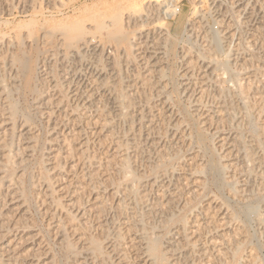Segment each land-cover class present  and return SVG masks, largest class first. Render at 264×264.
Instances as JSON below:
<instances>
[{"label":"rangeland","instance_id":"rangeland-1","mask_svg":"<svg viewBox=\"0 0 264 264\" xmlns=\"http://www.w3.org/2000/svg\"><path fill=\"white\" fill-rule=\"evenodd\" d=\"M148 1H152V3L156 5V7H154L155 9H160L159 6L162 5V1L160 0L156 3L155 0H141L140 4H138L140 0H0V59L2 58L3 61H6L5 63L2 61V59L0 60V66H2L0 67V81H2L0 83V184L3 183L2 189L0 188V251L3 250L4 246L7 243L12 245L13 247L16 246L18 250L16 249L15 251L18 254V259L22 260L19 261L17 259L15 262L13 261L14 263L12 262L13 264H22V262L23 264H112L113 262V264H147L148 261L143 259V256H137V253L140 252L141 247L137 244L139 246V250L134 251L133 248L129 247V245L130 242H133V239L134 241H137V239H139L137 233L140 234L141 231H147L146 228H149V226L152 229L149 228L147 232H157L156 235L158 239L159 237L162 238H160L159 243L161 246L166 248V250L175 244L173 246L175 249L172 247L168 250H171L170 254L173 255L172 256L169 254L172 257H170L169 260L172 261L171 263H169V261L168 264H264V177L261 176V174L264 176V162H262V160L259 161L261 165L257 162L261 159L259 158V156L261 155V151H263L261 150V148H263L264 146V0H178L177 5L180 7V10L176 12V15L165 20L157 19V16L154 17L155 14L146 16L143 12L140 13V10L143 9V4ZM114 6L120 7V11L122 13V27L124 26L123 29L126 28L125 30H128V40L131 39L129 40L131 43H128V45H126V51L129 55H127L126 59L123 53L125 46H123V48H121L122 46L118 47L114 42L112 43L111 41L110 43V41H108L107 39H103V36L101 45L102 47L98 45V43H95L97 47L93 43L85 45L84 47L81 46L77 53L70 55L64 60L60 55L61 53L58 49L56 43L57 41H55L54 39L55 37H51L50 39L47 38L49 43L45 40V38V41H43V35H41V33L43 32V30H45L46 25H52L56 21L59 22L65 17V19L68 20H70L71 18L78 19L79 16H83L85 14L84 12H87L86 14H88V12H104V10L110 9ZM134 9H137L136 12L139 11L138 14H136L135 12L132 13V15L135 14V17L137 18L135 19L133 15V19L135 20L128 17L130 12H132ZM140 14H142V16H140ZM136 21L139 22H137V26L135 23ZM166 28L168 29V34L165 31ZM213 30L218 31L220 40V47L218 49L210 47L212 46V44L210 42V35L208 36V32L210 34V32H212ZM93 33L96 35L100 34V32L92 28L91 34ZM163 33L165 34V37ZM18 34H22L18 38L20 41L23 40L24 42L21 41L17 46L12 45L11 47V44L15 42V39H17V37L15 36H18ZM205 34L207 37L205 36ZM22 37L25 39H23ZM41 41L46 42V45H44L43 42L41 43ZM7 43L8 47H6ZM131 44H133L134 46ZM43 46H45V48ZM41 47L44 49L43 51ZM117 47L120 50L117 49ZM91 48H93L94 50ZM13 49L16 50L13 51ZM47 50L48 52H46V55L48 56L43 59L44 61L41 60V64L40 62L36 64V66L38 67H36V73L32 80L25 79V69H23L22 67H18V69H16L17 73L10 70L8 67L9 65L7 64V57L9 56V54V57L15 56V54L17 55V52L18 54H26L30 56L32 55L37 63L39 57H41V54ZM200 52H203L204 56L202 53L200 54ZM205 53L209 54H207L206 56ZM3 55H5V57H2ZM36 55L37 57H35ZM95 55H97L99 58ZM225 60L229 64V69H223L217 62ZM5 64L6 67L4 66ZM99 80H104V82L102 81V83ZM13 81L15 85L12 84ZM16 82H18V86H16ZM1 84H4V86ZM106 85L108 86L106 87ZM109 86L111 88H109ZM115 86H118V89ZM241 86L242 91L238 92L241 90ZM116 89L120 94L126 95L127 93L126 96H128V98L130 99H128L129 101L126 100L127 102H124L122 106H119L115 101H112V95H117V92L115 91ZM245 89H247L248 91ZM5 90H8L10 92H5ZM7 93L10 95V97L7 95ZM3 96H6L8 98H3ZM9 101L12 104L14 102V114H10L9 112ZM104 110L105 113H103ZM248 110L250 111L249 116L253 113V117L251 119L250 117L248 119V116L244 113ZM8 113L10 115H7ZM100 113L104 114V116L107 113L108 116L105 117L107 119L100 115ZM98 114L99 116H97ZM243 114L246 115L247 118H244L245 116ZM82 116L83 118H81ZM11 118L13 120L9 121ZM210 118L216 123H211ZM220 119L221 121H218ZM247 119L249 120V122ZM208 120H210L209 123L211 124L208 123ZM95 121H97L96 123L98 124V126L96 123L94 126ZM99 121L104 122H101V124L99 125ZM11 124L12 127H10ZM103 124L105 125V129L102 128L101 130L100 128ZM107 124L109 127H107ZM110 124L112 125V127ZM251 124L253 126L255 124V128L258 131L263 128L260 130V132H258V137L257 135L253 136V134L251 133L249 129ZM99 126L100 132L98 130ZM96 130H98V134ZM101 132L104 135H106L105 133H107V135L104 136ZM78 133H82L83 136ZM88 133L90 134V136H88ZM138 133H140L138 135L139 137H137ZM66 134H69V136L71 135L73 137H69ZM76 134H78V136ZM75 135L76 138L74 137ZM133 135L136 137H134ZM79 136H81V138ZM235 136H239L240 138L236 137V139ZM260 136L262 139L260 138ZM61 137L63 140L61 139ZM98 137H101L100 140L98 139ZM255 137L256 141L258 140L259 142H261L260 146H258L259 144H256V141L254 140ZM84 138H86V141H84ZM109 138H111V140ZM75 139L77 140V142ZM131 139H134L137 142H135L134 140V142H132ZM80 140L82 141V143L83 141L85 143L82 144ZM116 140L117 142H115ZM61 141H63V143H60ZM96 141H100V145ZM221 141L223 143H221ZM28 143L31 144V147L27 146L29 145ZM78 143H80L81 145L79 146ZM137 143L139 144V146ZM238 143H241L239 144V146L242 148L245 147L246 149V146H248V148L250 147L252 157L254 155L253 159H256L257 157L259 158H257L256 160L257 163H252V161H255L252 159V157L250 159V162L244 156L245 150L244 148H240L238 146ZM120 144L121 146H124L120 147ZM242 144L243 146H241ZM254 144L257 147L256 150V147H253ZM85 146L88 147V151L86 149L87 147ZM22 147H25V149H23ZM56 147L57 149H55ZM126 147L129 150H126L127 157L130 155L128 157L129 159H127L128 162L130 161V170L134 168L132 170V172L134 171L132 174L135 175L134 177L136 183L134 186L135 192L138 194H136L135 192H129L128 190L127 193H129L127 194L125 193L126 189L125 191L122 190L125 187L122 184V175L117 169L118 163L116 162L118 161V159L123 157L121 155H123V150ZM160 147L161 150L159 151ZM61 148L63 149L62 151ZM69 149H71L72 157L67 154V150L69 151ZM137 149L138 151L140 150L139 153H137ZM163 149H165V151H162ZM80 151L81 156L88 155L86 156L87 160L92 155L95 156H92L93 159L90 158L91 161L88 160L90 161L89 165H81V156H75ZM228 151H230V153ZM74 152L77 153L75 154ZM118 152H120V154ZM117 153L118 157H121L118 158ZM155 153L156 155H154ZM160 153H162V159H160ZM255 154H257V156ZM5 155L7 156V159ZM53 155H55L56 157ZM52 156L54 157V159L57 158L56 162L59 165L57 163H54L55 161L52 160ZM108 156L112 157V159L114 157V160L110 161L109 159L111 158H109ZM62 157L65 159H63ZM218 159L220 160V162ZM75 160L77 163L75 162ZM160 160L161 162H159ZM247 160L249 162H247ZM158 162L161 164H159ZM218 162L220 164H218ZM221 162L224 163L223 165L226 167H224V170L220 171L217 168L219 165H222ZM201 163L205 165L203 166ZM149 164H151L152 166ZM249 164H252L251 167ZM110 165L113 167H111ZM86 166H88V168ZM149 166L152 168V170ZM199 166H203L201 167L202 169L198 168ZM101 167L104 168L102 169ZM142 167H145L146 169L148 168L149 170L147 169L146 172L145 168L143 169ZM167 167H170V170ZM71 168L74 169V171L71 170ZM116 169L117 171H115ZM164 169L166 170L164 171ZM138 170L140 171V174L142 173L141 175L138 174ZM167 170H169L171 174ZM159 172H161L162 174ZM82 174H85V176L83 177ZM106 175H108L109 180L106 178ZM97 180L98 182L96 183L95 181ZM42 181H46V183H43ZM114 181H116L117 183H115ZM119 183L120 185L118 186ZM176 184H178V186ZM51 185L54 187L51 188ZM64 185H66V187L68 185V190H72L74 192L71 198L75 201L78 200L81 203V206H83V208H86L87 214L85 213L83 215V218L79 217V215L76 214L77 212L74 208H69V205L73 200H71L70 195H67V193L66 195H64V190H62L63 188L61 189V187ZM107 185L108 187L104 188V186ZM121 185L123 186V188ZM45 186L48 187L44 189ZM137 187L139 188L137 189ZM53 188L56 189L53 190ZM78 188L81 189L78 190ZM93 188H95V190ZM47 189L51 192L48 193ZM59 190L61 192H59ZM45 191L46 193L44 194ZM175 191L180 196L177 195V193L174 194ZM52 192L54 193L52 194ZM112 192L113 195H111ZM119 192H121L122 194ZM172 192L174 193L172 194ZM15 193L17 195H15ZM131 193L133 194V196H131ZM97 194L98 196H96ZM139 194H143V196L145 197L147 196V199H145V197L143 198V196L139 197ZM168 194L170 195L168 196ZM49 196L53 197L50 198ZM65 196L67 197V199ZM137 196L139 198H137ZM96 197H98L99 201H102L104 199V201L107 200L106 204L110 205L111 207H115L117 204L120 205L123 203L120 206L122 208H125L126 210L122 209V212L119 213L121 215L120 216L119 214L114 215V211L110 209L108 210V212L103 213V216H98V218H96V220L94 221L95 217H97L96 215L98 214L96 212L94 213V209H91L90 211L88 209L91 208L89 207V205L92 204V201H94L92 199L97 200ZM134 197L136 198L133 199L134 201H132L131 199ZM167 197H170L172 199V202L170 201L168 212L165 210L167 214H163L165 212L162 211L160 213L159 210L161 211V208L165 203V199ZM174 198L176 199V201L178 199V203H173ZM42 199H44L45 202ZM88 199L91 200V202ZM116 199L118 200V202L116 201ZM136 199L143 201V204L139 201V203H137ZM47 201L48 203H46ZM54 201L58 203H54L53 205ZM121 201H124L125 203ZM154 202H156L155 205L156 207L158 206L159 209L157 207V210L155 212H147L148 205L150 204L151 206H154ZM157 202L161 204L157 205ZM162 202L164 203L162 204ZM138 204H140V206ZM255 204V212H245V209L248 205L255 206ZM62 205L65 207H63ZM141 205H144L145 207H142ZM53 207L54 210L52 209ZM130 208L134 209L131 210ZM149 208L151 207L149 206ZM133 210H135V215L137 217L134 215ZM53 211L54 214L57 215V217L53 215ZM110 211L113 212L111 213ZM136 211H139L141 214L143 213L142 220L145 221H141V218L138 217L140 213ZM226 211L228 212L226 213ZM20 212L24 214V216L21 215ZM92 212L96 214L95 217H93L94 214ZM130 213L136 217L137 221L134 220L135 217ZM137 213L139 214L137 215ZM231 213L234 215L233 218H230ZM144 214L147 216H145ZM226 214L229 215L227 216ZM51 215H53V218H51ZM113 215L116 218L112 217ZM162 215H164L163 217L165 218L169 215H172L175 221H173V223H168L169 226H167L168 224L163 226L164 223L162 220ZM178 215H180L181 218ZM20 216L22 218L25 217V221ZM148 216H151L152 218L150 219ZM158 216L160 217L159 220ZM125 217L130 218L131 220L126 219ZM19 218H21V220ZM8 219L10 221H8ZM124 219L126 220L123 222ZM132 219L134 220V222ZM177 219H180L181 221L186 220L184 230H182L180 226V220L178 221ZM99 220H102L103 222L102 227L99 225ZM223 220H226L227 222H222ZM158 221L163 224L160 223L161 225H158ZM208 221H210L211 224L213 223L215 226L213 224L211 225L210 223L208 224ZM213 221L217 222L214 223ZM218 221L220 223L219 225ZM63 222L65 223V225L63 224ZM135 222L136 224H138L136 225ZM129 223L131 226L128 225ZM60 224L63 225V228L61 231L59 230V228H57L59 230V232L57 231V234L55 232V228ZM87 224L89 228H87ZM104 224L105 226H108V230L104 229L106 228ZM116 224H119L118 227ZM142 224L147 225H145V229L141 226ZM114 225L117 228L114 227ZM206 225L207 228L211 227L210 229L212 231L209 228L208 230L206 228ZM125 226H129V228L131 227L130 230H126L128 229V227ZM137 226H139V228ZM204 226L206 229H204ZM74 227H77L76 230L78 231L74 230ZM80 227H83V229H81ZM100 227L104 231L101 230ZM141 227L143 229H141ZM200 227L202 229H200ZM192 228H194V230ZM212 228H214V230ZM133 229L135 232L133 231ZM159 229L163 230L161 231ZM165 229H167V234H165ZM82 230H84V232ZM114 230H118V232L116 231V233ZM123 230H125L126 233H124ZM136 230H139L140 232H137ZM158 230L160 233L158 232ZM196 230L200 231L197 232ZM102 231L103 234L106 233L105 236L102 235ZM127 231H129L128 235H133L134 237L132 236L131 238L129 236V238L127 235ZM192 231L195 232L194 235L191 234L193 233ZM62 232H64V235H61ZM68 232L69 234H67ZM110 233L115 234L112 235ZM133 233L136 235H134ZM117 234H122L120 235V237H122L118 238L121 244L120 248H126L127 246V250H121L125 253L124 257L123 253L118 249L110 251V248H104V252H107V256L103 252L104 254H101L102 256H98L99 260L97 258H91V256H88L87 253L88 244H84L83 241H81V238L83 239V235H85V238L89 237L97 239L101 243H104L106 241H110L109 243H115V240L113 239L117 237ZM86 235L89 236L86 237ZM164 235H166V237ZM196 235L199 237L198 241H195L198 238ZM77 236H81L80 241L76 240L79 238H76ZM100 236H102L103 238ZM181 236L183 237V240ZM168 239L171 242L168 241ZM191 239L194 240V242H190ZM64 240H68V242H70L71 244L73 243V248H68ZM242 240L243 242H241ZM123 242L124 244H122ZM77 244H80V246ZM179 244H182L183 247ZM233 245L236 247H234ZM78 247L79 249H81L79 250ZM188 247L189 251L192 249L190 252H188ZM204 247L206 249H204ZM234 248L236 250H234ZM84 249L86 250L84 251ZM35 250L36 252H40H37V255H39L36 256V253H34L35 255L33 254V256L30 255ZM194 250L195 252H193ZM217 250H219L220 252H218ZM3 251L0 252V264L2 261V264H4V262L5 264H10L12 260L9 259V257L5 254V251L4 253ZM116 251H120L122 255ZM108 252H110V254H108ZM75 253L77 257L75 256ZM113 253L116 257L113 256ZM134 253L139 258L133 257L132 255H134ZM216 253L219 254L217 255ZM126 254L129 255V258ZM4 256H7L8 258H4ZM21 256H23V258ZM49 256L51 257V259ZM119 256H121L122 258H120ZM216 256H218V258H216ZM2 258H4V260ZM89 258H91L92 260H90ZM234 258L236 259V261H234ZM118 259H121V261H119ZM80 260L84 262L81 263ZM107 260L113 262L111 263ZM116 260H118V262ZM7 261L9 263H7Z\"/></svg>","mask_w":264,"mask_h":264},{"label":"bare ground","instance_id":"bare-ground-1","mask_svg":"<svg viewBox=\"0 0 264 264\" xmlns=\"http://www.w3.org/2000/svg\"><path fill=\"white\" fill-rule=\"evenodd\" d=\"M159 0H155V3L156 2H158ZM160 1H162V5L161 6H159V8L160 9H155L154 7H156V5L155 4H153L152 3V1L150 2V1H148V2H146V3H144L143 4V9L142 10H140V13L141 12H143L146 16L147 15H150V14H155L154 15V17H156L157 16V19H163V20H165V19H168V18H170V17H172V16H174V15H176V12L177 11H179L180 10V7L177 5V1L178 0H160ZM141 3V0H140V2H138V4H140ZM94 10H95V8H94ZM139 10V9H138ZM137 11V9H134L132 12H130V14L128 15V17L130 18V19H133L134 17H135V14H133L134 15V17H133V15H132V13H136V14H138V12H136ZM91 12V11H90ZM85 14L83 15V16H79V18L77 19H70V20H68V19H61V21H59V22H55V23H53L52 25H46V27H45V30H43V32L41 33V35H43V41H47L48 43H49V41H48V39H50L51 37H55L54 39H55V41H57L56 43H57V46H58V49H59V51H60V55H61V57H62V59L64 60V59H66V58H68L70 55H72V54H74V53H77L78 52V50L80 49V47L81 46H85V45H88V44H91V43H93L94 45H95V43H98V45H102V36H103V39L105 38V40L107 39L108 41H110V43H111V41H112V43L114 42L115 43V45H117L118 47L119 46H122L121 48H123V46H125L124 48V55H125V59L127 58V55H128V53H127V49H126V45H128V43H131L129 40H131V39H129L128 40V34H127V31L128 30H125L126 28H124L123 29V27H122V22H121V16H122V13H121V11H120V7H118V6H114V7H112V8H110V9H106V10H104V12H92V13H89L88 12V14H86L87 12H84ZM102 15H105V16H102ZM78 16V15H77ZM132 16V17H131ZM138 16V15H137ZM140 16H142V14H140ZM144 17V16H143ZM153 17V16H152ZM73 18H75V17H73ZM106 18V19H105ZM150 18V17H149ZM262 18V17H261ZM135 19H137L136 17H135ZM135 19H133V20H135ZM58 20V19H57ZM144 20V19H143ZM263 20H264V18H263ZM262 20V21H263ZM138 21H136L135 23H136V26H137V24L139 23H137ZM140 22H143V21H140ZM146 22V21H145ZM141 24V23H140ZM139 24V25H140ZM143 25V24H142ZM162 27V26H161ZM44 28V27H43ZM94 29V30H97L98 32H100V34L99 35H96V34H91V29ZM262 29V28H261ZM162 30V29H161ZM165 30V29H164ZM163 30V31H164ZM166 33L168 34L169 32H168V29L166 28ZM211 31V30H210ZM129 33V32H128ZM165 33V32H164ZM163 33V34H164ZM130 34V33H129ZM159 34V33H158ZM22 35V34H21ZM21 35H19L18 34V36H15V37H17V39H15V42L14 43H12L11 44V47H12V45L13 46H17L18 44H19V42H21V41H23V40H19V38L18 37H20ZM135 35V34H134ZM210 35V36H209ZM137 36V35H136ZM161 36V35H160ZM163 36V35H162ZM167 36V35H166ZM205 36H206V34H205ZM208 36H209V39H210V42H211V44H212V46H210V47H214V49L215 48H219L220 47V40H219V35H218V31H212V32H210V34H209V32H208ZM130 37V36H129ZM164 37H165V34H164ZM207 37V36H206ZM23 38V37H22ZM44 38H45V40H44ZM48 38V39H47ZM131 38V37H130ZM132 38H134V37H132ZM137 38V37H136ZM168 38V37H167ZM23 39H25V38H23ZM41 39H42V37H41ZM40 39V40H41ZM138 39H139V37H138ZM161 39V38H160ZM162 39H164V38H162ZM135 40V39H134ZM166 40V39H165ZM164 40V41H165ZM3 41V40H2ZM13 41V40H12ZM43 41H41V43L43 42ZM24 42V41H23ZM105 42V41H104ZM142 42V41H141ZM3 43V42H2ZM9 43V42H8ZM8 43L6 44V47H8L7 45H8ZM10 43H11V40H10ZM46 42H43V44L44 45H46L45 44ZM133 43V42H132ZM144 43V42H143ZM108 44V43H107ZM145 44V43H144ZM208 44V43H207ZM93 45V46H94ZM131 45H133V44H131ZM140 45V44H139ZM138 45V46H139ZM143 45V44H142ZM96 47H97V45H95ZM134 46V45H133ZM141 46V45H140ZM44 48H45V46H43ZM49 47V46H48ZM102 47V46H101ZM117 47V49H119ZM131 47V46H130ZM205 47V46H204ZM208 47V46H207ZM26 48V47H25ZM93 48H95V47H93ZM93 48H91V49H93ZM114 48V47H113ZM16 49H17V47H16ZM16 49H13V51L14 50H16ZM22 49V48H21ZM24 49V48H23ZM41 49H42V51L44 50L42 47H41ZM47 49V48H46ZM139 49V48H138ZM188 49V48H187ZM212 49V48H211ZM222 49V48H221ZM20 50V49H19ZM26 50V49H25ZM53 50V49H52ZM94 50V49H93ZM120 50V49H119ZM41 51V50H40ZM199 51V50H198ZM208 51V50H207ZM217 51V50H216ZM6 52V51H5ZM10 52V51H9ZM26 52V51H25ZM30 52V51H29ZM46 52H48V50L47 51H45V52H43L42 54H41V57H39V59H38V62L36 63V60H34V58L32 57V55L30 56V55H24V54H18V52H17V55L15 54V56H11V57H9L10 56V54H9V56L7 57L8 58V61H7V64L9 65L8 67H9V69L10 70H12V71H14V72H16V69H18V67H22L23 69H25L24 71H25V79L26 80H32V78H34V76H35V73H36V67H38V66H36V64H38L39 62H40V64L42 63V61L41 60H43V59H45L46 58V56H48V55H46L47 53ZM52 52V51H51ZM51 52H49V53H51ZM82 52H84V51H82ZM86 52V51H85ZM119 52V51H118ZM129 52V51H128ZM211 52V51H210ZM13 53V52H12ZM11 53V54H12ZM21 53V52H20ZM24 53V52H23ZM98 53V52H97ZM120 53V52H119ZM203 54V52H200V54ZM5 54V53H4ZM14 54V53H13ZM27 54H28V52H27ZM29 54H31V53H29ZM206 54V56H207V54H209V53H205ZM211 54V53H210ZM7 55V54H6ZM114 55H115V53H114ZM1 56V55H0ZM51 56V55H50ZM95 56H97V55H95ZM129 56V55H128ZM136 56V55H135ZM139 56V55H138ZM203 56H204V54H203ZM209 56V55H208ZM2 57H5V55H3ZM35 57H37V55L35 56ZM98 57V56H97ZM116 57V56H115ZM151 57V56H150ZM99 58V57H98ZM97 58V59H98ZM117 58V57H116ZM119 58V57H118ZM142 58V57H141ZM159 58V57H158ZM203 58V57H202ZM210 58V57H209ZM208 58V59H209ZM2 59V58H1ZM0 59V60H1ZM37 59V58H36ZM96 59V60H97ZM113 59V58H112ZM114 60V59H113ZM117 60V59H116ZM115 60V61H116ZM217 60V59H216ZM2 61H3V59H2ZM44 61V60H43ZM81 61V60H80ZM119 61V60H118ZM154 61H155V59H154ZM211 61V60H210ZM3 62H5L6 63V61H3ZM62 62V61H61ZM113 62V61H112ZM140 62V61H139ZM218 62V64L223 68V69H229L230 67H229V64H228V62L225 60V61H217ZM63 63V62H62ZM97 63V62H96ZM121 63V62H120ZM144 63V62H143ZM154 63V62H153ZM156 63V62H155ZM188 63H190V62H188ZM216 63V62H215ZM244 63V62H243ZM1 64H3V63H1ZM66 64V63H65ZM97 65V64H96ZM117 65V64H116ZM143 65V64H142ZM146 65H147V63H146ZM5 67H6V64L4 65ZM4 66H3V68H4ZM95 66V65H94ZM98 66V65H97ZM189 66V65H188ZM192 66V65H191ZM0 67H2V66H0ZM45 67V66H44ZM193 67V66H192ZM14 68V69H13ZM205 68V67H204ZM203 68V69H204ZM43 69V68H42ZM155 69H157V68H155ZM7 70H8V68H7ZM99 70V69H98ZM119 70V69H118ZM117 70V71H118ZM239 70V69H238ZM1 71V70H0ZM23 71V72H24ZM142 71V70H141ZM150 71V70H149ZM240 71V70H239ZM5 72V71H4ZM7 72V71H6ZM13 72V73H14ZM21 72V71H20ZM208 72V71H207ZM2 73H3V70H2ZM17 73V72H16ZM15 73V74H16ZM22 73V72H21ZM149 73V72H148ZM159 73V72H158ZM24 75V74H23ZM38 75V74H37ZM19 76V75H18ZM40 76V75H39ZM139 76V75H138ZM234 76V75H233ZM15 77V76H14ZM96 77V76H95ZM3 78V77H2ZM35 78H37V77H35ZM40 78V77H39ZM105 78V77H104ZM16 79V78H15ZM18 79V78H17ZM24 79V80H25ZM98 79V78H97ZM100 79V78H99ZM146 79V78H145ZM150 79V78H149ZM20 80V79H19ZM18 80V81H19ZM22 80V79H21ZM101 80V79H100ZM99 80V81H100ZM105 80V79H104ZM104 80H102L103 82H104ZM147 80V79H146ZM145 80V81H146ZM238 80V79H237ZM241 80V79H240ZM102 81H100V82H102ZM150 81V80H149ZM2 81H0V83H1ZM20 82V81H19ZM30 82V81H29ZM44 82H45V80H44ZM102 82V83H103ZM18 82H16V84H17ZM24 83V82H23ZM23 83H22V85H23ZM33 83H34V81H33ZM36 83V82H35ZM107 83V82H106ZM115 83V82H114ZM222 83V82H221ZM12 84H14V81H13V83ZM37 84V83H36ZM44 84V83H43ZM1 85H3L4 86V84H1ZM15 85V84H14ZM19 84H17L16 86H18ZM21 85V86H22ZM55 85H56V83H55ZM98 85H100V84H98ZM105 85V84H104ZM110 85V84H109ZM116 85V84H115ZM117 85H119V84H117ZM237 85V84H236ZM2 86V87H3ZM33 86H34V84H33ZM108 85H106V87H107ZM24 87V86H23ZM116 87V86H115ZM118 87V86H117ZM116 87V88H117ZM109 88H111L110 86H109ZM245 88H247V87H245ZM5 89H8V88H5ZM19 89V88H18ZM22 89V88H21ZM34 89V88H33ZM115 89V88H114ZM118 89V88H117ZM117 89L115 90L116 92H117ZM238 89V88H237ZM249 89V88H248ZM240 90V89H239ZM245 90H247V89H245ZM8 91V90H7ZM6 90H5V92H7ZM19 91V90H18ZM33 91H35V90H33ZM115 91H113V92H115ZM242 91V86H241V90L240 91H238V92H241ZM248 91V90H247ZM8 92H10V91H8ZM32 92V91H31ZM91 92V91H90ZM22 93V92H21ZM36 93V92H35ZM122 93H123V91H122ZM39 94V93H38ZM133 94V93H132ZM237 94V93H236ZM243 94V93H242ZM6 95V94H5ZM7 95L10 97V95L7 93ZM111 95V94H110ZM109 95V96H110ZM126 95H127V93H126ZM126 95H124V94H120V93H118L117 92V95L115 94L114 96L112 95V98H113V100L112 101H115L119 106H122V104L124 103V102H127V101H129L130 99L128 98V96H126ZM35 96H36V94H35ZM91 96H92V94H91ZM8 98V97H6V96H3V98ZM39 97H41V96H39ZM38 97V98H39ZM90 97V96H89ZM248 97V96H247ZM36 98H37V96H36ZM111 98V99H112ZM199 98V97H198ZM40 99V98H39ZM129 99V100H128ZM132 99V98H131ZM251 99V98H250ZM5 100V99H4ZM7 100V99H6ZM9 100H10V98H9ZM54 100V99H53ZM90 100V99H89ZM127 100V101H126ZM198 101V100H197ZM49 102V101H48ZM90 102V101H89ZM88 102V103H89ZM92 102V101H91ZM114 102V103H115ZM40 103V102H39ZM55 103V102H54ZM7 104V103H6ZM9 104V105H8ZM7 105H8V109H9V112H10V114H14L15 113V107H14V102H13V104L9 101V103H8ZM56 104V103H55ZM117 105V106H118ZM247 105V104H246ZM253 105H255V104H253ZM118 106V107H119ZM4 107V106H3ZM248 107V106H247ZM247 107H246V109H247ZM5 108V107H4ZM123 108V107H122ZM240 108V107H239ZM51 109V108H50ZM63 110V109H62ZM99 110V109H98ZM100 111H101V108H100ZM99 111V112H100ZM69 112H70V110H69ZM73 112H74V110H73ZM98 112V113H99ZM146 112V111H145ZM219 112V111H218ZM223 112V111H222ZM222 112H221V114H222ZM249 110L247 111V112H244L247 116H248V119H249V117H250V119L253 117L252 116V114H250V116H249ZM68 113V112H67ZM103 113H105V110L103 111ZM125 113V112H124ZM162 113V112H161ZM9 113L7 114V115H10ZM17 114V113H16ZM81 114V113H80ZM117 114V113H116ZM128 114V113H127ZM195 114V113H194ZM204 114V113H203ZM213 114V113H212ZM220 114V115H221ZM237 114H239V113H237ZM258 114V113H257ZM57 115V114H56ZM59 115V114H58ZM84 115V114H83ZM100 115H102L104 118L105 117H107L108 115H107V113H106V115L104 116V114H101L100 113ZM134 115V114H133ZM225 115V114H224ZM223 115V116H224ZM234 115V114H233ZM244 115V114H243ZM246 115H244L245 117L244 118H247V116ZM86 116V115H85ZM97 116H99V114L97 115ZM125 116V115H124ZM4 117V116H3ZM9 117V116H8ZM101 117V116H100ZM122 117V116H121ZM210 117V116H209ZM212 117V116H211ZM215 117V116H214ZM213 117V118H214ZM218 117H220V116H218ZM227 117V116H226ZM51 118V117H50ZM81 118H83V116L81 117ZM104 118H103V120H104ZM128 118V117H127ZM7 119V118H6ZM105 119H107V118H105ZM181 119V118H180ZM206 119H209V118H206ZM211 119V118H210ZM215 119V118H214ZM222 119V118H221ZM221 119L220 120H218V121H221ZM226 119V118H225ZM233 119V118H232ZM247 119V120H248ZM8 120V119H7ZM13 119L11 118L9 121H12ZM72 120V119H71ZM70 120V121H71ZM84 120V119H83ZM204 120V119H203ZM254 120V119H253ZM24 121V120H23ZM105 121H108V120H105ZM166 121V120H165ZM178 121V120H177ZM207 121V120H206ZM209 121L210 120H208V123H209ZM237 121V120H236ZM97 121H95L94 122V126H95V123H96ZM100 122V121H99ZM102 123L104 122V121H101ZM101 122L99 123V125L101 124ZM112 122V121H111ZM115 122V121H114ZM151 122V121H150ZM212 122H215V121H212V119H211V123ZM248 122H249V120H248ZM24 123H26V122H24ZM109 123V122H108ZM201 123V122H200ZM211 123H209V124H211ZM216 123V122H215ZM251 123V122H250ZM13 124V123H12ZM12 124H11V126L10 127H12ZM22 124V123H21ZM57 124V123H56ZM97 124V123H96ZM173 124V123H172ZM206 124V123H205ZM256 124V123H255ZM255 124H254V126L251 124L250 125V131H251V133L253 134V136H256L257 135V137H258V132H260V130L261 129H263V128H261L259 131L255 128L256 126H255ZM25 125V124H24ZM111 125V124H110ZM235 125H237V124H235ZM30 126V125H29ZM97 126H98V124H97ZM157 126V125H156ZM14 127V126H13ZM107 127H109L108 126V124H107ZM111 127H112V125H111ZM142 127V126H141ZM204 127V126H203ZM264 127V126H263ZM100 126L98 127V130H99V132H100V129L102 130V128H104L105 129V125L103 124L102 125V127L100 128ZM147 128V127H146ZM257 128H260V127H257ZM71 129V128H70ZM81 129V128H80ZM148 129V128H147ZM207 129V128H206ZM12 130V129H11ZM11 130H10V132H11ZM74 130V129H73ZM78 130V129H77ZM98 130H96L97 131V134L99 133L98 132ZM109 130V129H108ZM138 130H139V128H138ZM140 130H142V129H140ZM176 130V129H175ZM80 131V130H79ZM106 131V130H105ZM148 131V130H147ZM154 131V130H153ZM62 132V131H61ZM75 132V131H74ZM81 132V131H80ZM103 132V131H102ZM101 132V133H102ZM144 132V131H143ZM149 132V131H148ZM152 132V131H151ZM158 132V131H157ZM183 132V131H182ZM188 132V131H187ZM19 133V132H18ZM68 133V132H67ZM72 133V132H71ZM93 133H95V132H93ZM113 133V132H112ZM250 133V134H251ZM70 134V133H69ZM69 134H66V135H68L69 136ZM78 134H80V133H78ZM78 134H76L77 136H78ZM89 134V133H88ZM103 134V133H102ZM106 135H107V133H105ZM115 134V133H114ZM140 133H138L137 134V137H139L138 135H139ZM142 134V133H141ZM161 134V133H160ZM238 134V133H237ZM260 134V133H259ZM8 135V134H7ZM18 135V134H17ZM35 135V134H34ZM76 135L74 136L75 138H76ZM80 135H82L83 136V134L81 133ZM87 135V134H86ZM104 135V134H103ZM106 135H104V136H106ZM240 135V134H239ZM262 135V134H261ZM20 136V135H19ZM25 136V135H24ZM28 136V135H27ZM31 136V135H30ZM71 136V135H70ZM69 136V137H70ZM88 136H90V134L88 135ZM96 136V135H95ZM95 136H94V138H95ZM109 136V135H108ZM134 136V135H133ZM141 136V135H140ZM247 136V135H246ZM252 136V137H253ZM67 137V136H66ZM71 137H73V136H71ZM80 138H81V136H79ZM103 137V136H102ZM134 137H136V136H134ZM144 137V136H143ZM146 137V136H145ZM240 138L239 136H235V138ZM59 138V137H58ZM57 138V139H58ZM64 138V137H63ZM87 138V137H86ZM86 138H84V141H86L85 139ZM101 138V137H100ZM100 138L98 137V139L100 140ZM107 138V137H106ZM115 138V137H114ZM183 138V137H182ZM236 138V139H237ZM245 138V137H244ZM260 138H261V136H260ZM18 139V138H17ZM24 139V138H23ZM34 139V138H33ZM61 139H62V137H61ZM72 139V138H71ZM89 139V138H88ZM87 139V140H88ZM92 139V138H91ZM103 139V138H102ZM110 140H111V138H109ZM113 139V138H112ZM145 139V138H144ZM234 139V138H233ZM243 139V138H242ZM252 139V138H251ZM258 139V138H257ZM262 139V138H261ZM260 139V140H261ZM9 140V139H8ZM11 140V139H10ZM59 140V139H58ZM63 140V139H62ZM65 140H67V139H65ZM64 140V141H65ZM73 140V139H72ZM76 140V139H75ZM83 140V139H82ZM128 140H130V139H128ZM132 140V139H131ZM134 140V139H133ZM132 140V142H134ZM159 140V139H158ZM192 140V139H191ZM225 140V139H224ZM240 140V139H239ZM254 140L256 141V137L254 138ZM56 141V140H55ZM74 141V140H73ZM72 141V142H73ZM81 141V140H80ZM79 141V142H80ZM83 141V143H82V141H81V143L82 144H84L85 142ZM89 141V140H88ZM103 141V140H102ZM106 141V140H105ZM139 141V140H138ZM143 141V140H142ZM156 141V140H155ZM154 141V142H155ZM223 141V140H222ZM221 141V143H223ZM253 141V140H252ZM263 141V140H262ZM66 142V141H65ZM76 142H77V140H76ZM90 142V141H89ZM96 142H100V141H96ZM115 142H117V140L115 141ZM114 142V143H115ZM135 142H137V141H135ZM149 142V141H148ZM234 142H235V140H234ZM237 142H242V141H237ZM245 142V141H244ZM254 142V141H253ZM252 142V143H253ZM59 143V142H58ZM60 143H63V141H61ZM67 143V142H66ZM125 143V142H124ZM226 143V142H225ZM224 143V144H225ZM249 143V142H248ZM255 143V142H254ZM260 143L261 142H259L258 140L256 141V144H259L258 146H260ZM263 143V142H262ZM29 144V143H28ZM56 144V143H55ZM72 144V143H71ZM79 144V146L81 145L80 143H78ZM102 144V143H101ZM116 144V143H115ZM118 144H119V142H118ZM121 144H123V143H121ZM121 144L119 145L120 147H123L124 145H122L121 146ZM129 144V143H128ZM138 144V143H137ZM144 144V143H143ZM239 144H241V143H238V146H239ZM11 145V144H10ZM31 144H29V145H27V146H30ZM61 145V144H60ZM66 145V144H65ZM87 145V144H86ZM99 145H100V143H99ZM117 145V144H116ZM115 145V146H116ZM136 145V144H135ZM155 145V144H154ZM237 145V144H236ZM253 145V144H252ZM5 146V145H4ZM62 146H63V144H62ZM77 146V145H76ZM83 146V145H82ZM89 146V145H88ZM114 146V147H115ZM138 146H139V144H138ZM137 146V147H138ZM140 146H142V145H140ZM241 146H243V144L241 145ZM262 146V145H261ZM2 147V146H1ZM31 147V146H30ZM65 147V146H64ZM72 147V146H71ZM70 147V148H71ZM75 147V146H74ZM78 147V146H77ZM85 147H87V146H85ZM128 147V146H127ZM127 147L126 148H124V150H123V148H122V150L124 151L123 152V155H121V156H123V157H121V156H119V157H121L120 159H118V161L116 162V163H118V170L120 171V174L122 175V177H121V179H122V184H123V186L125 187V188H123V186H122V190L123 191H125V189H126V191H125V193H127V190L129 191V192H135V175L134 174H132L133 172H132V170L134 169L133 167V169L132 170H130V161L128 162V160L127 159H129L128 157L130 156H128L127 157V155H126V152L127 151H129L128 149H127ZM163 147V146H162ZM166 147V146H165ZM175 147V146H174ZM240 147V146H239ZM254 148L256 147V145L254 144V146H253ZM5 148V147H4ZM23 148V147H22ZM21 148V149H22ZM73 148V147H72ZM71 148V149H72ZM119 148V147H118ZM140 148V147H139ZM235 148V147H234ZM240 148H242V147H240ZM244 148V150H245V152H244V150H243V152L245 153V157L250 161V159H251V157H252V152H251V150H250V147L248 148V146H246V149H245V147H243ZM242 148V149H243ZM1 149V148H0ZM16 149V148H15ZM23 149H25V147L23 148ZM55 149H57V147L55 148ZM58 149H60V148H58ZM71 149H69V151L67 150V154L68 155H70V157H72V154H71ZM76 149V148H75ZM80 149H85V148H80ZM87 149V151H88V147L86 148ZM142 149V148H141ZM236 149V148H235ZM253 149V148H252ZM257 149V147L255 148V150ZM63 149L61 148V151H62ZM78 150V149H77ZM113 150V149H112ZM127 150V151H126ZM157 150H158V148H157ZM161 150V147H160V149H159V151ZM201 150H203V149H201ZM239 150V149H238ZM261 150H263V151H261ZM261 155L259 156V158H261L260 160H258L257 162L259 163V161H261L262 160V162H264V146H263V148H261ZM59 151V150H58ZM74 151V150H73ZM76 151V150H75ZM115 151V150H114ZM137 151H138V149H137ZM140 151V150H139ZM139 151L137 152V153H139ZM145 151V150H144ZM154 151V150H153ZM162 151H165V149H163ZM21 152V151H20ZM33 152V151H32ZM56 152H57V150H56ZM64 152V151H63ZM120 152H121V150H120ZM120 152H118L119 154H120ZM136 152V151H135ZM229 153H230V151H228ZM6 153H7V151H6ZM10 153V152H9ZM75 154L77 153V152H74ZM73 153V154H74ZM80 153H81V151L79 152V153H77L75 156H77V155H79V157L81 156L80 155ZM83 153H85V152H83ZM82 153V154H83ZM97 153V152H96ZM113 153V152H112ZM112 153H111V155H112ZM115 153V152H114ZM118 153H117V157H118ZM157 153V152H156ZM156 153L154 154V155H156ZM237 153V152H236ZM257 153V152H256ZM52 154V153H51ZM57 154V153H56ZM55 154V155H56ZM87 154V153H86ZM129 154V153H128ZM151 154V153H150ZM158 154V153H157ZM161 155H160V159H162L161 158V156H162V153H160ZM196 154V153H195ZM194 154V155H195ZM21 155H22V153H21ZM55 155H53V156H55ZM62 155V154H61ZM91 155V154H90ZM134 155V154H133ZM137 155V154H136ZM141 155H142V153H141ZM163 155H165V154H163ZM221 155V154H220ZM229 155V154H228ZM228 155H226V156H228ZM242 155H243V153H242ZM256 156H257V154H255ZM4 156V155H3ZM6 156V155H5ZM18 156V155H17ZM19 156H20V154H19ZM47 156V155H46ZM52 156V157H53ZM65 156V155H64ZM86 156H88V155H83V156H81V165H89L90 164V158H92L93 159V157L92 156H94V155H92L90 158H88V160H90V161H88L87 160V157ZM197 156V155H196ZM232 156V155H231ZM12 157V156H11ZM23 157V156H22ZM22 157H21V160H22ZM30 157V156H29ZM56 157V156H55ZM67 157V156H66ZM69 157V158H70ZM95 157V156H94ZM105 157V156H104ZM109 158H111V159H109L110 161L111 160H114V157H113V159H112V157H110V156H108ZM118 157V158H119ZM153 157H155V156H153ZM158 157V156H157ZM156 157V158H157ZM163 157V156H162ZM167 157V156H166ZM212 157V156H211ZM223 157V156H222ZM60 158V157H59ZM63 158V157H62ZM69 158H67V159H69ZM99 158V157H98ZM139 158V157H138ZM140 158H141V156H140ZM165 158V157H164ZM169 158V157H168ZM168 158H166V159H168ZM245 158V159H246ZM254 158V155H253V157H252V159ZM258 158V157H257ZM257 158L256 159H253V160H255V161H252V163L253 162H255V163H257L256 162V160H257ZM258 158V159H259ZM6 159H7V156H6ZM19 159V158H18ZM57 159V158H56ZM56 159H54V157H53V161H55L54 163H57L56 162ZM63 159H65V158H63ZM100 159V158H99ZM107 159V158H106ZM144 159V158H143ZM147 159V158H146ZM159 159V158H158ZM10 160H11V158H10ZM9 160V161H10ZM51 160V161H52ZM76 160H77V158H76ZM76 160H75V162H76ZM97 160V159H96ZM105 160V159H104ZM139 160V159H138ZM157 160V159H156ZM219 160V159H218ZM247 160V162H249ZM2 161V160H1ZM20 161V160H19ZM18 161V162H19ZM58 161V160H57ZM73 161V160H72ZM94 161V160H93ZM153 161H154V158H153ZM4 162V161H3ZM47 162H49V161H47ZM74 162V163H75ZM109 162V161H108ZM113 162V161H112ZM115 162V161H114ZM149 162V161H148ZM157 162V161H156ZM155 162V163H156ZM159 162H161V160L159 161ZM158 162V163H159ZM199 162V161H198ZM219 162H220V160H219ZM218 162V164H220ZM251 162V161H250ZM261 162V163H262ZM53 163V164H54ZM60 163V162H59ZM77 163V162H76ZM75 163V164H76ZM96 163V162H95ZM116 163H115V166H116ZM153 163V162H152ZM164 163V162H163ZM222 163V162H221ZM254 163V164H255ZM15 164V163H14ZM58 164V163H57ZM92 164V163H91ZM97 164V163H96ZM96 164H94V165H96ZM110 164V163H109ZM139 164V163H138ZM148 164V163H147ZM159 164H161V163H159ZM195 164V163H194ZM202 164V163H201ZM213 164V163H212ZM224 163H222V165H219L218 166V170H224V167H226V166H224L223 165ZM254 164H253V166H254ZM260 164V163H259ZM3 165V164H2ZM50 165H52V164H50ZM59 165V164H58ZM57 165V166H58ZM61 165V164H60ZM79 165V164H78ZM93 165V164H92ZM103 165V164H102ZM134 165H136V164H134ZM149 165H151V164H149ZM156 165V164H155ZM154 165V166H155ZM199 165V164H198ZM203 165V164H202ZM205 165V164H204ZM203 165V166H204ZM231 165V164H230ZM250 165V164H249ZM252 165V164H251ZM251 165H250V167H251ZM261 165V164H260ZM263 165V164H262ZM1 166V165H0ZM4 166V165H3ZM71 166H73V165H71ZM111 166V165H110ZM152 166V165H151ZM153 166V167H154ZM157 166V165H156ZM163 166H165V165H163ZM171 166V165H170ZM174 166V165H173ZM203 166H201V167H203ZM52 167V166H51ZM87 168H88V166H86ZM99 167V166H98ZM111 167H113V166H111ZM148 167V166H147ZM150 167V166H149ZM200 166L198 167V168H200V169H202ZM87 168H86V170H87ZM94 168V167H93ZM102 168V167H101ZM104 168V167H103ZM102 168V169H103ZM116 168V167H115ZM139 168V167H138ZM143 168V167H142ZM145 168V167H144ZM143 168V169H144ZM151 168V167H150ZM160 168V167H159ZM162 168V167H161ZM164 168V167H163ZM168 168V167H167ZM208 168V167H207ZM76 169V168H75ZM83 169V168H82ZM106 169H107V167H106ZM117 169L115 170V171H117ZM148 169V168H147ZM147 169L145 168V170H146V172H147ZM169 170H170V167L168 168ZM175 169V168H174ZM173 169V170H174ZM195 169V168H194ZM197 169V168H196ZM212 169V168H211ZM2 170H3V168H2ZM71 170H73L74 171V169H72L71 168ZM84 170V169H83ZM94 170V169H93ZM149 170V169H148ZM151 170H152V168H151ZM160 170V169H159ZM158 170V171H159ZM166 169H164V171H165ZM169 170H167V171H169ZM216 170V169H215ZM252 170V169H251ZM254 170V169H253ZM105 171V170H104ZM111 171H112V169H111ZM139 171V170H138ZM155 171V170H154ZM198 171H200V170H198ZM203 171H204V169H203ZM217 171V170H216ZM227 171V170H226ZM249 171H250V169H249ZM264 171V170H263ZM80 172V171H79ZM85 172V171H84ZM93 172H95V171H93ZM142 172H143V170H142ZM163 172V171H162ZM170 172V171H169ZM169 172H168V174H169ZM219 172V171H218ZM224 172V171H223ZM4 173V172H3ZM90 173H92V172H90ZM96 173H99V172H96ZM104 173V172H103ZM115 173V172H114ZM159 173H161V172H159ZM20 174V173H19ZM75 174V173H74ZM86 174V173H85ZM85 174L83 175V177L85 176ZM88 174H89V171H88ZM107 174V173H106ZM110 174V173H109ZM118 174V173H117ZM119 174V175H120ZM138 174H140V171H139V173ZM137 174V175H138ZM142 174V173H141ZM140 174V175H141ZM146 174V173H145ZM162 174V173H161ZM165 174H166V172H165ZM170 174H171V172H170ZM199 174V173H198ZM82 175H81V177H82ZM99 175H101V174H99ZM116 175V174H115ZM214 175V174H213ZM20 176V175H19ZM18 176V177H19ZM93 176H94V174H93ZM107 176V177H106ZM106 176H104V177H106L107 179L109 178L108 177V175H106ZM162 176V175H161ZM173 176V175H172ZM179 176H180V174H179ZM189 176V175H188ZM261 176L262 177H264L262 174H261ZM7 177V176H6ZM21 177V176H20ZM103 177V176H102ZM101 177V178H102ZM137 177V176H136ZM231 177V176H230ZM13 178V177H12ZM93 178H96V177H93ZM100 178V179H101ZM161 178V177H160ZM170 178V177H169ZM176 178H177V176H176ZM229 178V177H228ZM69 179V178H68ZM111 179V178H110ZM185 179V178H184ZM188 179V178H187ZM205 179V178H204ZM225 179V178H224ZM72 180V179H71ZM106 180V179H105ZM104 180V181H105ZM109 180V179H108ZM114 180V179H113ZM140 180V179H139ZM232 180V179H231ZM44 181V180H43ZM42 181V182H43ZM93 181V180H92ZM103 181V182H104ZM112 181V180H111ZM117 181V180H116ZM116 181H114L115 183H117ZM119 181H120V178H119ZM163 181V180H162ZM12 182V181H11ZM40 182V181H39ZM66 182H67V180H66ZM69 182V181H68ZM77 182V181H76ZM90 182V181H89ZM96 183L98 182V180L97 181H95ZM100 182V181H99ZM110 182V181H109ZM141 182V181H140ZM174 182V181H173ZM180 182V181H179ZM186 182H187V180H186ZM9 183V182H8ZM43 183H46V181L45 182H43ZM91 183V182H90ZM95 183V184H96ZM139 183V182H138ZM165 183V182H164ZM172 183V182H171ZM14 184V183H13ZM41 184V183H40ZM53 184H54V182H53ZM73 184V183H72ZM71 184V185H72ZM75 184V183H74ZM88 184V183H87ZM151 184V183H150ZM180 184V183H179ZM182 184V183H181ZM186 184V183H185ZM203 184V183H202ZM262 184V183H261ZM11 185V184H10ZM46 185V184H45ZM50 185V184H49ZM89 185V184H88ZM88 185H87V187H88ZM103 185V184H102ZM101 185V186H102ZM109 185H111V184H109ZM117 185V184H116ZM116 185H115V187H116ZM120 185V183L118 184V186ZM142 185V184H141ZM177 186H178V184H176ZM7 186V185H6ZM9 186V185H8ZM20 186V185H19ZM55 186H56V184H55ZM94 186V185H93ZM137 186H139V185H137ZM161 186H162V184H161ZM174 186V185H173ZM180 186V185H179ZM2 187H3V183H1L0 184V188L2 189ZM48 186H45L44 187V189H46ZM51 188L52 187H54V186H50ZM67 187H68V185H67ZM66 187V185H64V186H62L61 187V189L62 190H64V195H66V193H67V195H70V198H71V196L73 195V191L72 190H68V188ZM75 187V186H74ZM89 187H91V186H89ZM105 187H108V185L107 186H104V188ZM112 187V186H111ZM6 188V187H5ZM96 188V187H95ZM95 188H93L94 190H95ZM114 188V187H113ZM139 187H137V189H138ZM54 189H56V188H53V190ZM60 189V190H61ZM71 189V188H70ZM79 189H81V188H78V190ZM102 189V188H101ZM118 189V188H117ZM121 189V188H120ZM119 189V190H120ZM149 189V188H148ZM163 189V188H162ZM180 189V188H179ZM6 190V189H5ZM16 190V189H15ZM59 190V192H61ZM74 190H75V188H74ZM83 190V189H82ZM112 190H114V189H112ZM242 190V189H241ZM47 191H48V193L49 192H51V191H49L48 189H47ZM72 191V192H71ZM91 191V190H90ZM137 191V190H136ZM145 191V190H144ZM164 191V190H163ZM40 192V191H39ZM70 192V193H69ZM76 192V191H75ZM78 192V191H77ZM83 192V191H82ZM88 192V191H87ZM86 192V193H87ZM117 192H118V190H117ZM116 192V193H117ZM122 192V191H121ZM121 192H119V193H121ZM128 192V193H129ZM162 192V191H161ZM165 192V191H164ZM167 192V191H166ZM178 192H179V190H178ZM3 193V192H2ZM46 193V191L44 192V194ZM47 193V194H48ZM54 192H52V194H53ZM69 193V194H68ZM72 193V194H71ZM84 193V192H83ZM94 193H95V191H94ZM124 193V192H123ZM124 193V194H125ZM127 193V194H128ZM136 193V192H135ZM140 193V192H139ZM143 193V192H142ZM163 193V192H162ZM174 192H172V194H173ZM177 192L175 191V193L174 194H176ZM181 193V192H180ZM4 194V193H3ZM19 194V193H18ZM51 194V193H50ZM49 194V195H50ZM58 194V193H57ZM80 194H81V192H80ZM79 194V195H80ZM100 194V193H99ZM115 194V193H114ZM122 194V193H121ZM132 194V193H131ZM136 194H138V193H136ZM135 194V195H136ZM166 194V193H165ZM257 194V193H256ZM15 195H17L16 193H15ZM20 195V194H19ZM63 195V196H64ZM88 195V194H87ZM111 195H113V192H112V194ZM140 196L139 197H141V196H143V194L141 195V194H139ZM145 195V194H144ZM160 195V194H159ZM170 194H168V196H169ZM177 195H179L178 193H177ZM255 195V194H254ZM21 196V195H20ZM54 196V195H53ZM53 196H51V197H53ZM57 196V195H56ZM59 196V195H58ZM61 196V195H60ZM74 196H75V194H74ZM73 196V197H74ZM81 196V195H80ZM94 196V195H93ZM96 196H98V194L96 195ZM126 196V195H125ZM131 196H133V194L131 195ZM161 196H162V194H161ZM180 196V195H179ZM241 196V195H240ZM253 196V195H252ZM16 197H19V196H16ZM50 197V196H49ZM50 197V198H51ZM55 197V196H54ZM66 197V196H65ZM104 197V196H103ZM102 197V198H103ZM110 197V196H109ZM113 197V196H112ZM111 197V198H112ZM138 196H137V198H139ZM145 196H143V198H144ZM147 197V196H146ZM145 197V199H147ZM174 197H175V195H174ZM254 197H257V196H254ZM253 197V198H254ZM69 198V199H70ZM86 198V197H85ZM93 198V197H92ZM97 198V200L96 199H92V200H94V201H92L91 202V200H89L92 204H90L89 205V207H91V208H89L88 210L90 211L91 209H94L95 211H94V213L96 212L98 215H96V214H94L93 212V214H94V216L93 217H95V215L97 216V217H95V219H94V221L96 220V218H98V216L99 217H101V215L103 216L104 214L103 213H106V212H108V210H110V209H112L113 211V214L115 215H117V214H119L120 212H122V209H124V210H126L125 208H122L120 205H122V204H120V205H118L117 203V205L114 207V206H110V205H107L106 203V201H104V200H98V197H96ZM136 197H134V198H132L131 200L132 201H134L133 199H135ZM151 198V197H150ZM176 198H177V196H176ZM252 198V197H251ZM20 199V198H19ZM53 199V198H52ZM51 199V200H52ZM66 199H67V197H66ZM82 199V198H81ZM87 199V198H86ZM113 199V198H112ZM248 199V198H247ZM258 199V198H257ZM43 201H44V199H42ZM50 200V201H51ZM71 200H73L72 198H71ZM85 200V199H84ZM83 200V201H84ZM120 200H122V199H120ZM143 200V199H142ZM158 200H160V199H158ZM166 201H165V203L164 202H162V204H163V206H165V207H163L162 206V208H161V211L159 210V212L161 213L162 211L163 212H165V210L168 212V208H169V205H170V201L172 200L170 197L168 198H166L165 199ZM256 200V199H255ZM261 200V199H260ZM56 201V200H55ZM53 202V205H54V203H58V202ZM69 201V200H68ZM86 201V200H85ZM112 201V200H111ZM110 201V202H111ZM116 201L118 202V200L116 199ZM115 201V202H116ZM136 201H137V203H141L142 202V204H143V201H141V200H137L136 199ZM139 201V202H138ZM146 201V200H145ZM144 201V202H145ZM162 201V200H161ZM160 201V202H161ZM177 201H178V199H177ZM176 199L174 198V201H173V203H175L176 204ZM254 201V200H253ZM45 202V201H44ZM70 202V201H69ZM72 202V203H71ZM70 203V205H69V208L70 207H72V208H74L75 210H76V214H78L79 215V217H81V218H83V215L86 213V208H83V206H81V203L78 201V200H73V201H71ZM82 202V201H81ZM89 202V203H90ZM105 202V203H104ZM114 202V201H113ZM121 202H124V201H121ZM172 202V201H171ZM248 202V201H247ZM251 202V201H250ZM42 203V202H41ZM46 203H48V201L46 202ZM45 203V204H46ZM60 203V202H59ZM125 203V202H124ZM126 203H127V201H126ZM146 203V202H145ZM148 203V202H147ZM155 203L156 202H154L153 204H154V206L152 205H148V210H147V212H155L156 210H157V207H156V205H155ZM158 203V202H157ZM172 203V204H173ZM178 203V202H177ZM249 203V202H248ZM255 203V202H254ZM260 203V202H259ZM19 204H20V202H19ZM69 204V203H68ZM159 204H161V203H158L157 205H159ZM245 204H246V202H245ZM125 205H127V204H125ZM130 205V204H129ZM133 205V204H132ZM139 206H140V204H138ZM254 205V204H253ZM49 206V205H48ZM57 206V205H56ZM60 206V205H59ZM63 206V205H62ZM134 206V205H133ZM132 206V207H133ZM142 206V205H141ZM144 206V205H143ZM142 206V207H143ZM146 206H147V204H146ZM149 206L151 207V208H149ZM180 206V205H179ZM183 206V205H182ZM258 206V205H257ZM21 207V206H20ZM19 207V208H20ZM63 207H65V206H63ZM124 207H126V206H124ZM129 207V206H128ZM145 207V206H144ZM174 207V206H173ZM186 207H188V206H186ZM22 208V207H21ZM59 208V207H58ZM87 208H88V205H87ZM147 208V207H146ZM244 208V207H243ZM24 209V208H23ZM46 209H49V208H46ZM53 210H54V207L52 208ZM51 209V210H52ZM131 210L132 209H134V208H130ZM141 209H143V208H141ZM158 209H159V207H158ZM174 209V208H173ZM180 209V208H179ZM1 210V209H0ZM25 210V209H24ZM74 210V211H75ZM140 210V209H139ZM225 210V209H224ZM20 211V210H19ZM93 211V210H92ZM175 211V210H174ZM214 211V210H213ZM228 211H230V210H228ZM228 211H226V213L228 212ZM256 211V204H255V206H252V205H248L247 207H246V209H245V212H255ZM111 212V211H110ZM111 212V213H112ZM133 212H134V215L136 214L135 213V210H133ZM136 212H139V211H136ZM167 212H165V213H163V214H167ZM216 212V211H215ZM2 213V212H1ZM21 213V212H20ZM22 213H23V211H22ZM21 213V215H23L24 216V214H22ZM57 213V212H56ZM72 213V212H71ZM125 213H126V211H125ZM140 213V212H139ZM139 213H137V215L139 214ZM174 213V212H173ZM184 213V212H183ZM223 213V212H222ZM233 213V212H232ZM231 213V215H230V218H233V214ZM256 213H259V212H256ZM14 214V213H13ZM87 214V213H86ZM123 214V213H122ZM128 214V213H127ZM131 214V213H130ZM141 214V213H140ZM140 214H139V216L138 217H140L141 218V221H145V220H142L143 218H142V214H141V216H140ZM152 214V213H151ZM154 214V213H153ZM159 214V213H158ZM230 214V213H229ZM229 214H226L227 216L229 215ZM235 214V213H234ZM252 214V213H251ZM3 215V214H2ZM1 215V216H2ZM53 215H55L54 214V211H53ZM53 215H51V218H53L52 216ZM78 215H75V216H78ZM108 215V214H107ZM114 215L112 216V217H114ZM120 215V214H119ZM131 215H133V214H131ZM133 215V216H134ZM145 215V214H144ZM155 215V214H154ZM157 215V214H156ZM199 215V214H198ZM248 215H249V213H248ZM11 216V215H10ZM56 217H57V215H55ZM72 216V215H71ZM106 216V215H105ZM121 216V215H120ZM120 216H119V218H120ZM125 216V215H124ZM123 216V217H124ZM133 216H132V218H133ZM136 216V215H135ZM134 216V217H135ZM145 216H147V215H145ZM164 215H162V220H163V223H164V225L163 226H165L166 224H168V223H173V221H175L174 220V218L172 217V215H169L168 217H163ZM167 216V215H166ZM179 217H180V215H178ZM177 216V217H178ZM4 217V216H3ZM3 217H2V219H3ZM21 217V216H20ZM108 217V216H107ZM110 217V216H109ZM137 217V216H136ZM136 217H135V219L134 220H136ZM144 217V216H143ZM149 217V216H148ZM176 217V216H175ZM226 217V216H225ZM9 218V217H8ZM11 218V217H10ZM18 218V217H17ZM22 218V217H21ZM21 218H19L20 220H21ZM55 218V217H54ZM74 218H76V217H74ZM86 218V217H85ZM111 218V217H110ZM114 218H116V217H114ZM118 218V217H117ZM126 218V217H125ZM140 218H138V219H140ZM150 219L152 218L151 216L149 217ZM149 218H147V219H149ZM157 218V217H156ZM159 216H158V220H159ZM163 218H165V219H163ZM181 218V217H180ZM183 218V217H182ZM185 218V217H184ZM224 218V217H223ZM1 219V220H2ZM7 219V218H6ZM22 219H24V221H25V217H23ZM57 219V218H56ZM69 219H70V217H69ZM69 219H68V221H69ZM71 219H73V218H71ZM93 219V218H92ZM100 219V218H99ZM112 219V218H111ZM126 219H129V220H131L130 218H126ZM126 219H124L123 220V222L126 220ZM146 219V220H147ZM227 219V218H226ZM58 220V219H57ZM78 220V219H77ZM80 220V219H79ZM110 220V219H109ZM113 220V219H112ZM116 220V219H115ZM129 220H128V222H129ZM133 220V219H132ZM134 220H133V222H134ZM161 220V221H162ZM178 220V219H177ZM180 220V219H179ZM178 220V221H179ZM5 221V220H4ZM8 221H10L9 219H8ZM13 221H14V219H13ZM73 221V220H72ZM84 221H86V220H84ZM104 221V220H103ZM107 221H108V219H107ZM114 221V220H113ZM119 221V220H118ZM137 221V220H136ZM186 221V220H185ZM185 221H179L180 222V226H181V228H182V230H184V228H185ZM226 221V220H225ZM224 220L222 221V222H225ZM230 221V220H229ZM5 222H7V221H5ZM55 222H57V221H55ZM93 222V221H92ZM97 222V221H96ZM99 222V225L102 227L103 226V222H102V220H99L98 221ZM105 222V221H104ZM110 222V221H109ZM108 222V223H109ZM122 222V223H123ZM127 222V221H126ZM130 222H132V221H130ZM139 222V221H138ZM148 222H149V220H148ZM147 222V223H148ZM153 222V221H152ZM157 222V221H156ZM214 222V221H213ZM217 222V221H216ZM216 222H214V223H216ZM221 222V221H220ZM227 222V221H226ZM232 222H233V220H232ZM1 223H2V221H1ZM8 223V222H7ZM81 223V222H80ZM87 223H88V221H87ZM114 223V222H113ZM115 223H117V222H115ZM121 223V222H120ZM142 223V222H141ZM144 223V222H143ZM161 222H159L158 221V225L160 224ZM163 223H161V224H163ZM210 223V221H208V224ZM5 224V223H4ZM63 224L65 225V223L63 222ZM124 224H126V223H124ZM135 224H136V222H135ZM134 224V225H135ZM138 224V223H137ZM136 224V225H137ZM160 224V225H161ZM177 224V223H176ZM195 224V223H194ZM207 224V225H208ZM211 224V223H210ZM213 224V223H212ZM211 224V225H212ZM220 223H219V221H218V225H219ZM224 224V223H223ZM222 224V225H223ZM226 224V223H225ZM82 225V224H81ZM83 225H84V223H83ZM98 225V226H99ZM107 225V224H106ZM117 225V224H116ZM119 225V224H118ZM118 225H117V227H118ZM128 225H130V223L128 224ZM146 225V224H145ZM145 225L144 224H142L141 226L145 229L146 227H145ZM148 225H150V224H148ZM175 225V224H174ZM190 225V224H189ZM196 225H197V223H196ZM205 225V224H204ZM207 225H206V228H207ZM214 225V224H213ZM221 225V226H222ZM72 226V225H71ZM87 226H88V224H87ZM104 226H105V224H104ZM112 226V225H111ZM131 226V225H130ZM147 226V225H146ZM167 226H169V224L167 225ZM179 226V225H178ZM179 226V227H180ZM215 226V225H214ZM224 226V225H223ZM222 226V227H223ZM55 227V226H54ZM77 227H79V226H77ZM76 227V228H77ZM85 227H86V223H85ZM96 227V226H95ZM100 227V229L101 230H103L102 228ZM106 228H104V229H107L108 230V226H105ZM114 227H116L115 225H114ZM116 227V228H117ZM122 227H123V225H122ZM121 227V228H122ZM125 227H128V229H126V230H130V228H129V226H125ZM136 227V226H135ZM138 228H139V226H137ZM141 227V229H143ZM159 227V226H158ZM218 227V226H217ZM57 228H59V230L61 231L62 230V228H63V225L62 224H60V225H58V227H56L55 229V232L58 234V232H59V230L57 229ZM75 228V227H74ZM76 228L74 229V230H76ZM81 228V227H80ZM87 228H89V226L87 227ZM94 228V227H93ZM110 228V227H109ZM121 228H120V230H121ZM133 228V227H132ZM149 228H150V226H149ZM149 228H146L147 229V231L149 230ZM155 228H156V226H155ZM181 228H179V229H181ZM197 228V227H196ZM195 228V229H196ZM205 228V226H204V229H206ZM209 228V227H208ZM207 228V229H208ZM211 228V227H210ZM209 228V229H210ZM219 228V227H218ZM79 229V228H78ZM81 229H83V227L81 228ZM98 229V228H97ZM115 229V228H114ZM119 229V228H118ZM123 229V228H122ZM136 229V228H135ZM150 229H152V228H150ZM154 229V228H153ZM168 229V228H167ZM167 229H165L164 231H165V234H167L166 232V230ZM188 229V228H187ZM190 229V228H189ZM193 230H194V228H192ZM200 229H202L201 227H200ZM208 229V230H209ZM213 230H214V228H212ZM66 230V229H65ZM69 230V229H68ZM90 230V229H89ZM110 230H112V229H110ZM109 230V231H110ZM132 230V229H131ZM159 230H161V229H159ZM159 230H158V232H159ZM163 230V229H162ZM161 230V231H162ZM173 230H175V229H173ZM177 230H178V228H177ZM191 230V229H190ZM211 230V229H210ZM217 230V229H216ZM58 231V232H57ZM67 231V230H66ZM76 231H78V230H76ZM80 231V230H79ZM83 232H84V230H82ZM81 231V232H82ZM86 231V230H85ZM88 231V230H87ZM104 231V230H103ZM103 231L101 232L102 233V235L103 236H105V234L106 233H104L103 234ZM106 231V230H105ZM115 231V230H114ZM117 232H118V230H116ZM115 231V232H116ZM124 231V233H126L125 232V230H123ZM133 231H134V229H133ZM137 231V230H136ZM147 231H144V232H140L139 230L137 231V232H140V234H138L137 233V236H138V238L139 239H137V238H135V239H137V241L135 242L134 241V239H133V242H130V245H129V247H131V248H133V250L134 251H136V250H139L138 249V247L140 246L141 247V249H142V252H141V249H140V252H135V253H137V256L138 255H141V256H143L142 258L143 259H145V260H147L148 262H147V264H168V262L170 261L169 259H170V255H172V254H170V252H171V250L170 251H168L169 249H171L172 247H169L167 250H166V248H164L163 246H161L160 245V243H159V241H160V238L161 237H159V239H158V237H157V235H156V233L157 232H154V231H152V232H147ZM157 231V230H156ZM197 232L198 231H200V230H196ZM212 231V230H211ZM226 231V230H225ZM239 231H240V229H239ZM75 232V231H74ZM112 232V231H111ZM116 232V233H117ZM132 232V231H131ZM135 232V231H134ZM147 232V233H146ZM191 232V231H190ZM193 233H191V234H193L194 235V231H192ZM196 232V233H197ZM205 232V231H204ZM91 233V232H90ZM128 233H129V231H127V235H128ZM155 233V234H154ZM160 233V232H159ZM164 233V232H163ZM176 233V232H175ZM178 233V232H177ZM181 233V232H180ZM221 233V232H220ZM245 233V232H244ZM1 234V233H0ZM67 234H69V232L67 233ZM79 234V233H78ZM82 234V233H81ZM84 234V233H83ZM89 234V233H88ZM92 234V233H91ZM110 234H112V233H110ZM113 234H115V233H113ZM112 234V235H113ZM134 234V233H133ZM188 234V233H187ZM190 234V235H191ZM200 234V233H199ZM198 234V235H199ZM205 234V233H204ZM236 234V233H235ZM61 235H64V232H62V234ZM80 235V234H79ZM108 235V234H107ZM106 235V236H107ZM120 235H122V234H117L116 236V238H114L113 240H115V243H109L110 241H106V242H104V243H101V242H99L97 239H93V238H85L84 236L85 235H83V239L81 238V241H83V243L85 244H88V251H87V253H88V256H91V258H94V259H98V256L100 255V256H102L101 254H106L107 252L105 251L104 252V248H110V251H113V250H122L123 249V251H124V249L125 250H127L126 248H127V246H126V248L124 247V248H120V246H121V244H120V242H119V240H118V238L120 237ZM134 235H136V234H134ZM169 235V234H168ZM192 235V236H193ZM58 236V235H57ZM87 236H89V235H86V237ZM99 236V235H98ZM109 236V235H108ZM115 236V235H114ZM130 235H128V237H129ZM133 236V235H132ZM132 236H130L131 238H132ZM165 237H166V235H164ZM186 236V235H185ZM197 236V235H196ZM203 236V235H202ZM60 237V236H59ZM79 236H77L76 238H78ZM81 237V236H80ZM80 237L78 238V239H76L77 241H80ZM93 237V236H92ZM100 237H102V236H100ZM122 237V236H121ZM120 237V238H121ZM129 237V238H130ZM134 237V236H133ZM182 237V236H181ZM190 237V236H189ZM198 237V236H197ZM196 237V238H197ZM224 237V236H223ZM230 237V236H229ZM236 237V236H235ZM234 237V238H235ZM62 238H63V236H62ZM66 238H67V236H66ZM70 238V237H69ZM96 238V237H95ZM103 238V237H102ZM171 238V237H170ZM186 238H188V237H186ZM191 238V237H190ZM225 238V237H224ZM237 238V237H236ZM111 239H112V237H111ZM162 239V238H161ZM166 239V238H165ZM241 239V238H240ZM59 240V239H58ZM61 240V239H60ZM99 240H100V238H99ZM102 240V239H101ZM123 240V239H122ZM127 240H128V238H127ZM180 240V239H179ZM182 240H183V237H182ZM189 240V239H188ZM199 240V237L195 240V241H198ZM214 240V239H213ZM65 241V240H64ZM168 241H170L169 239H168ZM167 241V242H168ZM221 241H222V239H221ZM11 242V241H10ZM114 242V241H113ZM171 242V241H170ZM180 242V241H179ZM188 242V241H187ZM190 242H194V240H192L191 239V241ZM209 242V241H208ZM241 242H243V240L241 241ZM59 243H61V242H59ZM65 243H66V246H68V248H73V246L74 245H72L70 242H68V240L67 241H65ZM78 243V242H77ZM81 243V242H80ZM127 243V242H126ZM125 243V244H126ZM176 243V242H175ZM183 243H185V242H183ZM224 243H226V242H224ZM6 244V243H5ZM62 244H63V242H62ZM69 244V245H68ZM122 244H124V242L122 243ZM139 246H138V245ZM163 244V243H162ZM194 244H196V243H194ZM241 244V243H240ZM13 245H15V244H13ZM65 245V244H64ZM77 245H79L80 246V244H77ZM168 245V244H167ZM179 245H181L182 246V244H179ZM190 245V244H189ZM188 245V246H189ZM192 245V244H191ZM238 245V244H237ZM242 245V244H241ZM1 246V245H0ZM38 246H39V244H38ZM65 246V247H66ZM83 246V245H82ZM87 246V245H86ZM125 246V245H124ZM166 246V245H165ZM193 246H195V245H193ZM192 246V247H193ZM234 246V245H233ZM122 247H123V245H122ZM176 247V246H175ZM183 247V246H182ZM181 247V248H182ZM191 247V246H190ZM213 247V246H212ZM219 247V246H218ZM228 247V246H227ZM234 247H236V246H234ZM67 248V247H66ZM67 248V249H68ZM84 248V247H83ZM174 248V247H173ZM179 248H180V246H179ZM202 248V247H201ZM233 248V247H232ZM232 248H231V250H232ZM17 248H16V246L15 247H13L12 245H10L9 243H7L5 246H4V248H3V250L5 251V254L9 257V259H11L12 261H11V263L14 261H16L17 259H18V254H17V252L15 251ZM76 249H77V247H76ZM78 249H79V247H78ZM81 249V248H80ZM79 249V250H80ZM86 249H84V251L86 250ZM129 249V248H128ZM175 249V248H174ZM195 249V248H194ZM204 249H206L205 247H204ZM218 249V248H217ZM1 250V249H0ZM2 250V251H3ZM18 250V249H17ZM73 250V249H72ZM107 250V249H106ZM176 250H177V248H176ZM185 250V249H184ZM192 250V249H191ZM190 250V251H191ZM197 250V249H196ZM234 250H236L235 248H234ZM2 251H0V252H2ZM4 251H3V253H4ZM28 251V250H27ZM68 251H70V250H68ZM83 251V252H84ZM120 251L118 252V251H116V252H118V253H120ZM175 251V250H174ZM189 251V247H188V252H190ZM218 252H220L219 250H217ZM229 251V250H228ZM240 251V250H239ZM38 252V251H37ZM37 252H36V250L32 253V254H30V255H32L33 256V254L34 253H36V256H38L37 255ZM74 252V251H73ZM76 252V251H75ZM78 252H80V251H78ZM104 252V253H103ZM115 252V251H114ZM122 252V251H121ZM193 252H195V250L193 251ZM2 253V254H3ZM38 253H40V252H38ZM77 253V252H76ZM76 253H75V256H76ZM81 253H82V251H81ZM86 253V254H87ZM123 253V257H124V255H125V253L124 252H122ZM122 253H120L121 255H122ZM134 253V255H132L133 257H137L136 256V254ZM174 253V252H173ZM186 253V252H185ZM203 253V252H202ZM233 253H234V251H233ZM108 254H110V252H108ZM117 254V253H116ZM170 254V255H169ZM191 254V253H190ZM217 255L219 254V253H216ZM35 255V254H34ZM41 255V254H40ZM73 255V254H72ZM81 255H83V254H81ZM127 255V254H126ZM186 255H188V254H186ZM210 255V254H209ZM237 255V254H236ZM1 256V255H0ZM5 257L4 256V258H8V257ZM84 256H87V255H84ZM106 256H107V254H106ZM113 256H114V253H113ZM128 256V258H129V255H127ZM173 256V255H172ZM176 256V255H175ZM193 256V255H192ZM201 256V255H200ZM203 256H205V255H203ZM202 256V257H203ZM239 256V255H238ZM3 257V256H2ZM22 258H23V256H21ZM50 257V256H49ZM77 257V256H76ZM105 257V256H104ZM114 257H116V256H114ZM120 258H122L121 256H119ZM145 257V258H144ZM191 257V256H190ZM221 257V256H220ZM4 258H2L3 260H4ZM86 258V257H85ZM91 258H89L90 260H92ZM100 258V257H99ZM109 258V257H108ZM118 258V257H117ZM137 258H139V257H137ZM172 258V257H171ZM176 258V257H175ZM193 258V257H192ZM216 258H218V256H216ZM239 258V257H238ZM50 259H51V257H50ZM77 259V258H76ZM125 259V258H124ZM235 259V258H234ZM233 259V260H234ZM19 260V259H18ZM22 260V259H21ZM21 260H19V261H21ZM99 260V259H98ZM110 260V259H109ZM109 260H107V261H109ZM119 260V259H118ZM118 260H116L117 262H118ZM126 260V259H125ZM124 260V261H125ZM2 261V260H1ZM81 261V260H80ZM104 261H105V258H104ZM119 261H121V259L119 260ZM172 261V260H171ZM171 261L169 262V263H171ZM191 261V260H190ZM196 261V260H195ZM234 261H236V259L234 260ZM239 261V260H238ZM3 262V261H2ZM2 262H1V264H2ZM13 262V263H14ZM84 261H81V263H83ZM96 262V261H95ZM98 262H100V261H98ZM109 262H111V261H109ZM113 262V261H112ZM111 262V263H112ZM178 262V261H177ZM180 262V261H179ZM199 262V261H198ZM219 262V261H218ZM7 263H9L8 261H7ZM10 263V264H11ZM12 263V264H13ZM20 263V262H19ZM43 263V262H42ZM48 263V262H47ZM51 263H52V260H51ZM114 263V262H113ZM112 263V264H113ZM116 263V262H115ZM125 263V262H124ZM174 263H176V262H174ZM202 263V262H201ZM210 263V262H209ZM224 263V262H223ZM4 264H5V262H4ZM22 264H23V262H22ZM53 264V263H52ZM93 264V263H92ZM99 264H101V263H99ZM105 264V263H104ZM109 264V263H108ZM178 264V263H177Z\"/></svg>","mask_w":264,"mask_h":264}]
</instances>
